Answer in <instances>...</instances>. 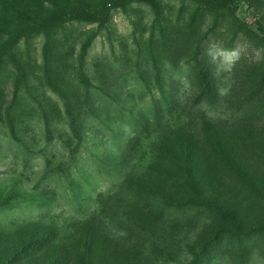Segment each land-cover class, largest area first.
Instances as JSON below:
<instances>
[{
	"label": "rangeland",
	"instance_id": "374dc122",
	"mask_svg": "<svg viewBox=\"0 0 264 264\" xmlns=\"http://www.w3.org/2000/svg\"><path fill=\"white\" fill-rule=\"evenodd\" d=\"M51 1L0 2V264H264V0Z\"/></svg>",
	"mask_w": 264,
	"mask_h": 264
},
{
	"label": "trees",
	"instance_id": "16d2710c",
	"mask_svg": "<svg viewBox=\"0 0 264 264\" xmlns=\"http://www.w3.org/2000/svg\"><path fill=\"white\" fill-rule=\"evenodd\" d=\"M93 1L94 0H86L85 5L87 6V10L88 9H92L94 11H89V15L88 19L89 20H94L97 21L99 20V11L98 6H93ZM113 1V0H112ZM159 0H115L116 3H121V4H126L128 2H137V3H144L150 7H152L153 9H155V14L156 17L160 14V10L158 7ZM163 1V0H161ZM168 1V0H167ZM170 1H176L180 3L181 9L179 10V14H178V18L176 19V24H172V22H168V25L163 27H160V33L163 36V38L167 39L169 38V32L177 27L179 28L177 30V32H181L183 30L188 31V36H182L180 39H171L172 42L174 44L179 43L182 41V43H184L185 45L190 42L193 37H190L191 34H193L195 31H193V29L196 30V32H199V38H197L196 40H194V43H198V45L202 42V40L206 39V36L210 35L211 33H213L214 31H216V33H220L221 31L218 30V28L220 27V25L224 26L225 29L229 28V29H235L236 28H240L238 26V18L236 16V14L234 13V2L233 0H170ZM0 2L3 5H7V7H12V9L18 10L16 9L17 7L15 5H12V3H10V0H0ZM50 3L53 4V1L50 0ZM187 12L188 17L186 19H184V14ZM87 15H74V18L77 19H84L85 17H87ZM235 19H231L230 16H232ZM203 16H206L207 18H209L210 23L209 26H207V29L205 30V32H202V27L201 25L197 26V19L201 18ZM68 20V19H67ZM154 27V26H153ZM224 29V31H225ZM236 37V35L234 36ZM233 37V38H234ZM185 47V46H184ZM186 49V48H185ZM200 52H196L194 53V57L195 58H200ZM171 57L168 58H173V54H170ZM179 56L181 55H176V59L179 58ZM174 57V58H175Z\"/></svg>",
	"mask_w": 264,
	"mask_h": 264
}]
</instances>
